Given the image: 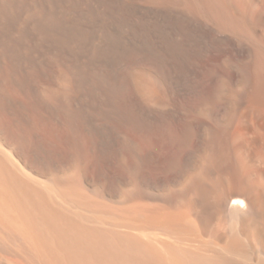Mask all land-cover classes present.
<instances>
[{"label": "bare ground", "instance_id": "6f19581e", "mask_svg": "<svg viewBox=\"0 0 264 264\" xmlns=\"http://www.w3.org/2000/svg\"><path fill=\"white\" fill-rule=\"evenodd\" d=\"M209 53L210 90L174 107ZM17 87L133 161L36 155L25 173L1 152L0 264H264V0H0V111L17 116ZM177 116L153 192L119 128Z\"/></svg>", "mask_w": 264, "mask_h": 264}, {"label": "rangeland", "instance_id": "374dc122", "mask_svg": "<svg viewBox=\"0 0 264 264\" xmlns=\"http://www.w3.org/2000/svg\"><path fill=\"white\" fill-rule=\"evenodd\" d=\"M224 55L223 53H209L202 58L197 67L192 68L193 71L192 69L189 71L190 85L197 91L191 92L190 90L188 92L177 93L172 99L174 107L185 106L186 104V106H189L196 99L195 92H208L210 90L209 72L212 69L221 71V61ZM9 95L11 99L17 101V116L11 110L0 111V124L2 127L0 131V153L3 152L1 155L11 164L17 166L19 172L23 171L27 173L26 169L22 166V161H34L33 159L36 155L39 159L50 155L56 161H75L73 153H84L82 155L84 161L87 162V172L89 174L98 172H106L108 174L119 173L121 171L117 163L119 158H122L128 164L133 161L131 155L126 150H120L119 153H115L112 147H107L105 151L96 149L93 146L92 137L84 128H71L59 119L41 110L31 109L32 99L30 94L25 90L17 87V90H10ZM27 107L30 108V111ZM37 111L41 114L37 113ZM24 120L28 121L25 122ZM169 122L168 124H161L159 121L153 120L152 124L148 127L143 125L144 127L139 126L135 128L124 123L119 128V135L122 138H126L137 145L139 149L137 155L143 161L140 166L141 173L152 180L154 189L157 188L158 191L161 188V191L171 188L170 185L161 184L163 177L159 175H161L163 163L178 154V150L170 141L169 135L172 131L179 130L184 123L183 119L179 116L172 118ZM27 123L32 125L29 126ZM118 154L119 158L117 157ZM154 189L153 192H158L157 189Z\"/></svg>", "mask_w": 264, "mask_h": 264}]
</instances>
